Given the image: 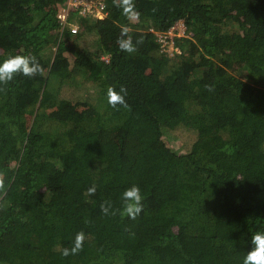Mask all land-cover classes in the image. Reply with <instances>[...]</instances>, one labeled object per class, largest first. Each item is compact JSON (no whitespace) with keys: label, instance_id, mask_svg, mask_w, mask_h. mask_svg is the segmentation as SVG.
I'll use <instances>...</instances> for the list:
<instances>
[{"label":"trees","instance_id":"trees-1","mask_svg":"<svg viewBox=\"0 0 264 264\" xmlns=\"http://www.w3.org/2000/svg\"><path fill=\"white\" fill-rule=\"evenodd\" d=\"M105 2L104 19L71 10L63 27L67 0H0V61L33 55L45 69L0 85V264H242L264 232V3L134 0L129 20ZM180 20L170 56L156 33ZM121 26L144 39L133 54L116 43ZM89 34L96 50L81 45ZM109 87L126 89L130 110L108 104ZM135 108L160 136L194 134L190 148L160 137L130 148ZM108 133L135 155L106 148ZM133 184L135 220L101 212ZM80 231L82 251L64 257Z\"/></svg>","mask_w":264,"mask_h":264},{"label":"clouds","instance_id":"clouds-1","mask_svg":"<svg viewBox=\"0 0 264 264\" xmlns=\"http://www.w3.org/2000/svg\"><path fill=\"white\" fill-rule=\"evenodd\" d=\"M113 5L122 11V14L129 20L137 19L139 13L135 11L134 0H113ZM130 28L121 26V33L116 43L120 51L133 54L137 51V45H142L144 39L141 37L135 43L129 35ZM44 67L39 63L33 55L14 54L8 56L3 61H0V85H8L19 74L29 78H35L37 75L43 76ZM208 91H213L211 85L205 86ZM126 89L121 87L119 92L115 88L107 89V102L114 108L119 110L120 107L130 110V106L125 99ZM4 173L0 172V189L4 188ZM96 192L95 186L90 187L86 195H94ZM121 207L114 209L111 201H104L101 205V212L104 215L116 216L122 218L127 217L135 220L143 212V196L138 185H131L126 188L120 196ZM134 235V234H133ZM85 241V233L80 231L76 234L72 247L64 248L62 255L68 257L76 255L82 251ZM242 264H264V232H256L251 236V249L244 255Z\"/></svg>","mask_w":264,"mask_h":264},{"label":"rangeland","instance_id":"rangeland-1","mask_svg":"<svg viewBox=\"0 0 264 264\" xmlns=\"http://www.w3.org/2000/svg\"><path fill=\"white\" fill-rule=\"evenodd\" d=\"M248 1L258 3V4L264 3L261 0H248ZM235 27H236V25L229 26L231 31H232V29H235ZM81 45L83 47H87L91 50H96L97 46H98V42L96 41L95 35L89 34V35L85 36V38L81 42ZM69 56L72 57L71 55H68L69 59H70ZM117 91L119 92V90H117ZM64 94L70 98L73 97L71 99H73V101L76 102L77 100H80V101L84 100L85 99L84 94H86V92H84V90L81 88H80V90L76 89V88H70V89H66L64 91ZM79 97H81V98H79ZM134 115L141 116L140 125L137 128H135L134 130L127 133V135H125L121 138V140L127 141L129 143L127 145H130L129 146L130 148H133V145L137 142L141 143L140 145H142V144L146 143L148 140H156L160 137L162 140H164L169 146L173 147L174 149H176L178 151H184L187 148H190L192 142L194 141L195 136H194V134H192L190 132L183 133L182 136H179L178 132H176L174 134H166V135L160 136L155 122L144 117L138 108H135ZM76 131H77V134L80 136V138L84 139L86 137V133H85L84 129L77 127ZM115 137L116 136H114V135L112 137L111 133L106 134L102 138V144L106 148L111 149V146L113 147L116 143L115 147H117L119 145V142H121V140L120 139H119V141L114 140ZM158 141H159V139L157 140V142ZM149 144H151V142H149ZM116 151L121 152V153L131 154V155L133 154V153L125 150L121 145L118 146ZM133 155H135V154H133Z\"/></svg>","mask_w":264,"mask_h":264},{"label":"built area","instance_id":"built-area-1","mask_svg":"<svg viewBox=\"0 0 264 264\" xmlns=\"http://www.w3.org/2000/svg\"><path fill=\"white\" fill-rule=\"evenodd\" d=\"M71 10H76L82 16L91 15L95 18L104 19L108 15L107 4L105 0H67V6L60 13L61 24L65 27L68 24V16ZM71 30L77 32L79 26L74 23H69ZM153 31V29H151ZM183 34V35H182ZM186 34V26L183 20L176 22L168 32H157L156 36L161 43L163 50L174 56L176 53H181L178 46L175 45V39ZM108 60V57H103Z\"/></svg>","mask_w":264,"mask_h":264}]
</instances>
